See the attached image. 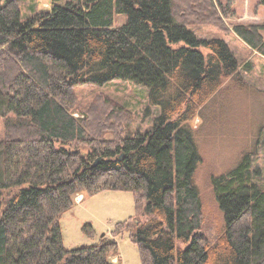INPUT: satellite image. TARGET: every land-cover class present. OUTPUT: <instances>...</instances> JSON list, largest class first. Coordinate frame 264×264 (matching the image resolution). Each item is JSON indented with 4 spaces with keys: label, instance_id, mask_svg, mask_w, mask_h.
<instances>
[{
    "label": "trees",
    "instance_id": "obj_1",
    "mask_svg": "<svg viewBox=\"0 0 264 264\" xmlns=\"http://www.w3.org/2000/svg\"><path fill=\"white\" fill-rule=\"evenodd\" d=\"M49 1L22 18L19 0H0V264H114L108 256L126 232L141 264H264V185L253 152L211 177L223 214L213 240L194 181L200 157L190 121L226 79H240L224 39L190 27L221 24L220 5ZM117 14L125 21L115 26ZM232 30L264 56V23ZM114 79L145 86L160 106L149 130L122 124L126 108L106 96L74 114L76 85ZM104 190L131 192L135 213L114 224L111 238L65 247L59 219L74 194ZM83 231L95 236L89 223Z\"/></svg>",
    "mask_w": 264,
    "mask_h": 264
},
{
    "label": "rangeland",
    "instance_id": "obj_2",
    "mask_svg": "<svg viewBox=\"0 0 264 264\" xmlns=\"http://www.w3.org/2000/svg\"><path fill=\"white\" fill-rule=\"evenodd\" d=\"M65 2L58 1L59 4ZM215 2L220 5L222 23L214 25L193 20L190 27L199 37L224 39L238 60L240 79H226L190 121L200 157L194 181L203 206V230L210 240L223 226V214L214 198L211 177L233 166L243 152L251 151L255 180L264 185V56L252 50L232 30L235 23H264V6L259 0ZM50 8L49 0H19L22 18ZM221 8L228 10L227 14ZM124 21L125 15L117 14L114 25ZM181 45L185 44L180 42L174 46ZM200 50L207 52L203 47ZM73 93L75 115L88 110L97 96H106L126 108L122 124L129 122L133 131L149 130L160 114V106L149 103L147 88L132 81L114 79L104 85L79 84L73 88ZM105 136L112 137V133L107 132ZM73 199V208L64 211L59 219L63 244L67 248L95 243L104 236L111 238L114 224L135 213L133 194L129 191L104 190L94 195L80 191ZM85 223L94 229L93 238L84 233ZM115 241L118 251L108 256L112 263L141 264L138 246L130 240L128 232Z\"/></svg>",
    "mask_w": 264,
    "mask_h": 264
},
{
    "label": "water",
    "instance_id": "obj_3",
    "mask_svg": "<svg viewBox=\"0 0 264 264\" xmlns=\"http://www.w3.org/2000/svg\"><path fill=\"white\" fill-rule=\"evenodd\" d=\"M99 159H97L96 161H98Z\"/></svg>",
    "mask_w": 264,
    "mask_h": 264
}]
</instances>
